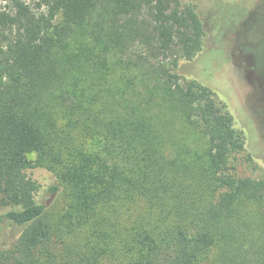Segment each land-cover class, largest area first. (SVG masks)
<instances>
[{
  "label": "trees",
  "instance_id": "16d2710c",
  "mask_svg": "<svg viewBox=\"0 0 264 264\" xmlns=\"http://www.w3.org/2000/svg\"><path fill=\"white\" fill-rule=\"evenodd\" d=\"M1 1L0 264H264V180L230 172L248 137L196 72L198 5Z\"/></svg>",
  "mask_w": 264,
  "mask_h": 264
},
{
  "label": "rangeland",
  "instance_id": "374dc122",
  "mask_svg": "<svg viewBox=\"0 0 264 264\" xmlns=\"http://www.w3.org/2000/svg\"><path fill=\"white\" fill-rule=\"evenodd\" d=\"M192 1L198 5L206 30L196 68L198 77L234 113L237 127L248 137L246 151L230 161V172L237 177L264 180V0ZM5 4L0 0V10ZM245 9L247 14L235 24ZM249 154L252 159L247 158ZM29 158L34 160L36 156ZM34 178L41 186L43 202L54 205L56 195L47 192L55 182L53 176L36 169ZM4 211L0 208V213Z\"/></svg>",
  "mask_w": 264,
  "mask_h": 264
}]
</instances>
